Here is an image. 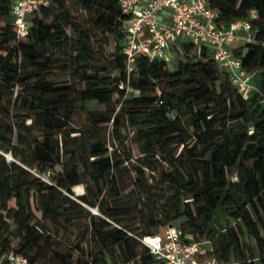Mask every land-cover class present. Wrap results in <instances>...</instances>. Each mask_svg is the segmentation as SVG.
<instances>
[{"label": "trees", "instance_id": "obj_1", "mask_svg": "<svg viewBox=\"0 0 264 264\" xmlns=\"http://www.w3.org/2000/svg\"><path fill=\"white\" fill-rule=\"evenodd\" d=\"M69 1L85 11L98 28L116 35L119 77H103L90 70L95 62L91 36L72 15ZM207 2L216 12L220 28L256 12L252 41L243 42L234 50L244 69L253 75L254 84L264 93V0ZM12 3L13 0H0V92L4 94L15 87L25 91L21 108L26 112L25 120L32 123L26 126L17 119L5 128L0 126V149L21 159V164L6 163L4 158L0 163V259L6 260L13 253L23 256L27 264L42 261L52 242L51 234L46 233L36 217L38 211L43 220L52 223L60 218L70 222L87 217V231L110 250L118 264H163L140 239L163 234L168 227H179L185 236L196 241L208 240L209 256L221 263L264 264L261 95L245 99L218 67L208 48L199 53L189 44L182 46L186 61L180 62L176 70H171L166 60L152 61L141 56L127 82L122 53L124 16L119 0H50L49 6L33 13L23 39L14 28ZM69 27L78 34L76 43L68 33ZM54 52L70 58L65 72L72 71L82 88L48 80L59 74L54 71ZM130 88L135 94L129 98ZM73 93L82 101L84 111L87 103L111 104L116 95L121 110L88 113L87 129L66 135L69 138L71 133H79L77 143L68 148L64 139L54 137L70 126L77 108ZM2 104L0 117L9 120L10 111L4 110ZM186 115L192 118L188 126ZM126 118L144 144L142 154L146 162L142 168L151 173L145 177L142 168L138 169L133 188L139 187L137 181L142 180L144 185L159 181L171 194L164 204L155 203L146 216L148 230L140 236L121 219L129 207L117 205L112 196H103L108 187L117 188L113 172L124 162L115 161L117 152H111L103 140L101 126L111 124L114 137L121 141L120 130ZM37 127L42 129V135L30 145V155L24 156L19 147L12 145L15 129L19 130V146H26L31 130ZM58 166L62 171L51 177V182L41 177L40 174L50 171V176L55 174ZM85 177L96 187L93 198L89 187L83 195L73 191ZM82 204L98 207L102 216L92 215ZM12 238L18 239L20 245L15 252H10ZM53 254L59 262L53 264H111L106 250L86 254L79 243L65 253Z\"/></svg>", "mask_w": 264, "mask_h": 264}, {"label": "rangeland", "instance_id": "obj_2", "mask_svg": "<svg viewBox=\"0 0 264 264\" xmlns=\"http://www.w3.org/2000/svg\"><path fill=\"white\" fill-rule=\"evenodd\" d=\"M68 5L70 7L72 15L76 17L79 23H82L83 29L89 31L90 33L92 53L95 57V62L93 63L90 70L100 72L103 77H119L120 72L116 69L115 62V51L118 43L116 35L114 33H111L106 28H98L93 23V21H90V18L85 13V11L77 7L71 1L68 2ZM2 26L3 22L0 20V27ZM68 33L71 36L72 40L76 43L78 34L71 27L68 28ZM53 54L56 56L54 62L57 67L54 71H57L56 73L59 74L52 75L48 78V80L57 84L71 83L77 88H82V85H80L75 79L72 71L65 72V66L69 65L68 63L70 62H68V59L70 58L63 54H57L56 52H54ZM73 56L75 57L76 53H74ZM185 61L186 58L183 56V54L179 51H175L173 53V58L168 61V65L170 69L174 71L178 68L180 62ZM24 94L25 91H23L20 87H15L9 92H5L4 94L0 92V103H3L2 108L6 111L9 110L11 117L8 120L7 117L2 115L0 117V126L5 128L6 126L10 125V123H16L17 119L20 123L24 122L26 126L32 123L31 120H25L24 115L26 112L21 108L22 96ZM134 94L135 93L130 88L128 90V97L130 98ZM72 96L75 97V93H73ZM75 104L77 108L71 119L70 126L65 130V132L56 133L54 137L58 140L64 139L68 148L74 147L75 143H77V137L79 133H71L69 138L66 135L71 131L86 130L88 127V113L110 112L112 110L119 112L121 110L120 98L117 95L114 97V100L111 104H99L97 102L87 103L85 106L87 111L83 110L82 101H80L76 97ZM17 115H19V118H16ZM125 121V126L120 130L121 141H117V139L114 137V128L111 124L101 126V134L103 140L106 141L107 145L110 147L111 152H117L115 161L124 162L120 166L119 170H115L113 172L114 177L118 180L117 188L114 190L108 187L106 190V194L104 193L103 196H105V199L108 196H112V199L116 201L117 205L124 204L125 206L129 207L130 210L126 215H123L121 219H123V221H126L127 225H129L134 230L135 235L140 236L142 235V233L148 230V220L146 219L147 214L149 215V212L153 211L152 208L157 203L164 204L166 199H168L171 194L169 190H167L168 188L165 185L161 184L159 181H150L149 183L152 184L148 185H151V187L148 185H144L142 180L140 182L137 181L139 187L136 186V188H133L135 186L136 180L138 179V169L143 167V163L146 162V160L143 157L144 155L142 154L144 145L143 142L136 137L135 131L132 127H130L127 118L125 119ZM185 121L187 126L192 123V118L190 117V115H186ZM42 132V129L38 127L34 130H31V134L28 136V145L19 146V130L15 129L12 145L14 147H19V151L24 156H29L31 146L34 145V141L36 140V138L42 135ZM3 158L5 159L6 163L17 162L21 164V159L19 157H15L12 153H7L3 149H0V163L3 162ZM29 170H31V168H29ZM142 170L145 173V177H149L151 175L150 171L146 168H142ZM61 171L62 167L58 166L54 172L55 174H51L50 176V172H53L50 171L40 175L44 180L51 182V177H54L57 172ZM158 177L159 175L156 174V180L159 179ZM233 180H235V177ZM87 187L90 188V197L93 198L91 194L96 195V187L88 177L84 178L83 183L75 186L73 188V191L75 195H83L87 192ZM118 193L120 195L119 197L117 196ZM75 197L71 198L79 202V200H77ZM106 201V204L108 205L109 201ZM82 205L92 215H95L97 217L102 216V212L100 211V209H98V207H90L85 204ZM36 217L41 225L45 227L44 229L47 231L46 233L51 234L52 242L51 247L46 249V255L38 264L59 263L56 261V257L54 256L53 252L59 251L60 253H65L70 250V247H75L77 243H79L80 247L85 250L86 254H89L91 251H93L94 254H98L100 251L106 250V252L108 253V261L111 264H118L117 260L113 258L114 256L110 254V250L103 247V245L97 242L96 239L91 235V232L87 231L90 222L87 217L72 220L70 222L66 219L60 218L56 223H52L49 220H43L41 212L38 211L36 212ZM34 223H37V221H35ZM152 232L155 233L156 230H153ZM202 241H204V239ZM252 243L255 244V241H253ZM204 247L206 249L210 248L208 244H205ZM19 249L20 245L18 239L12 238V247L10 252H15ZM76 257L77 254L75 253L74 260L76 259Z\"/></svg>", "mask_w": 264, "mask_h": 264}, {"label": "built area", "instance_id": "obj_3", "mask_svg": "<svg viewBox=\"0 0 264 264\" xmlns=\"http://www.w3.org/2000/svg\"><path fill=\"white\" fill-rule=\"evenodd\" d=\"M49 4L50 0H13L11 13L20 39L28 33L33 13ZM119 5L124 16L122 53L127 82L139 57L169 61L175 51L182 53V46L189 44L199 53L208 48L218 67L245 99L258 93L264 101V93L254 84L253 75L244 69L234 50L237 45L252 41L255 11L249 18L220 28L216 23L217 14L207 0H119ZM140 242L163 264H236L234 261L221 263L210 257L211 248L204 247L210 246L208 240L196 241L185 236L179 227H168L163 234L143 237ZM0 264H27V260L11 253L6 260L0 259Z\"/></svg>", "mask_w": 264, "mask_h": 264}]
</instances>
